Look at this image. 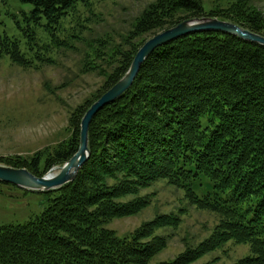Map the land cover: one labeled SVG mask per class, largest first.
Listing matches in <instances>:
<instances>
[{"label": "trees", "instance_id": "trees-1", "mask_svg": "<svg viewBox=\"0 0 264 264\" xmlns=\"http://www.w3.org/2000/svg\"><path fill=\"white\" fill-rule=\"evenodd\" d=\"M21 1L34 5L38 19L44 15L60 23L88 0ZM228 11L206 12L202 0L151 3L121 42L97 40L93 46L94 61L107 64L103 68L85 60L88 70L105 78L92 100L126 74L148 39L184 19L217 16L264 36V14L253 2L237 0ZM4 55L21 66L34 61L16 39L0 34V57ZM88 104L77 109L69 141L46 156L40 151L30 159L8 160V165L39 177L61 168L78 151ZM89 149L73 181L42 192L54 197L41 215L0 228V264H149L166 247L163 237L154 234L178 220L158 216L130 239L106 224L148 207L151 201L140 193L159 180L185 189L198 208L220 216L211 239L161 264H191L230 241L251 250L236 264H264L263 45L215 31L162 45L142 65L133 86L94 117ZM202 178L213 182V195L202 198L195 191V181ZM130 196L134 198L125 201Z\"/></svg>", "mask_w": 264, "mask_h": 264}, {"label": "rangeland", "instance_id": "rangeland-1", "mask_svg": "<svg viewBox=\"0 0 264 264\" xmlns=\"http://www.w3.org/2000/svg\"><path fill=\"white\" fill-rule=\"evenodd\" d=\"M155 1L88 0L77 4L60 23H52L44 15L40 19L34 16L32 3L0 0V34L16 39L24 54L34 58L30 66H21L9 55L0 57V165L10 166L8 160L30 159L40 151L46 156L71 139L77 109L87 105L88 100V106H92V98L102 90L105 80L104 75L88 70L85 64L88 59L106 67V61H94L93 46L97 40L121 42L135 19ZM251 1L264 14V0ZM202 3L206 12L231 13L228 10L237 0ZM112 48L105 52L110 54ZM59 170L55 166L47 174ZM193 187L202 198L214 192L213 182L206 178L196 180ZM42 192L0 182V228L25 224L41 215L49 198L54 197ZM140 196L151 201L148 207L134 215L114 218L106 226L117 236L130 239L142 224L158 216L178 220L176 225L160 227L154 234L163 237L166 247L149 264L173 261L189 249H197L211 239L219 225L217 213L198 208L185 189L168 181L153 183ZM250 254L249 245L230 241L201 254L191 264H236Z\"/></svg>", "mask_w": 264, "mask_h": 264}, {"label": "water", "instance_id": "water-1", "mask_svg": "<svg viewBox=\"0 0 264 264\" xmlns=\"http://www.w3.org/2000/svg\"><path fill=\"white\" fill-rule=\"evenodd\" d=\"M205 31H215L234 35L243 40L264 46L263 35L243 28L230 21L205 16L183 20L177 25L148 39L136 53L126 74L86 111L82 118L81 137L78 151L64 163L58 173H49L39 177L34 175L27 168H15L0 165V182L11 183L19 188L31 191H49L58 189L73 181L80 168L87 162L90 156L89 130L90 125L98 112H100L105 106L116 101L133 86L142 65L159 47L184 35Z\"/></svg>", "mask_w": 264, "mask_h": 264}]
</instances>
